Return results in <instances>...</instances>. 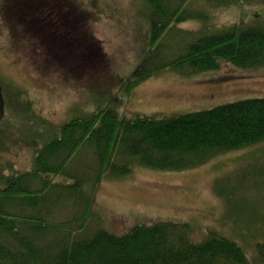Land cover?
Instances as JSON below:
<instances>
[{
    "label": "rangeland",
    "instance_id": "1",
    "mask_svg": "<svg viewBox=\"0 0 264 264\" xmlns=\"http://www.w3.org/2000/svg\"><path fill=\"white\" fill-rule=\"evenodd\" d=\"M15 1L0 0V14H6L7 7L9 24L20 30L19 48L8 33L0 31V82L5 100L0 186L6 177L34 168L36 150L75 117H88L105 107L123 116L165 117L264 97V67L245 70L227 62L218 70L192 74L183 68L164 69L132 87L155 64L177 57L183 43L192 38L187 32L214 33L233 22L248 23L254 14L264 21V3L225 8L206 0H189V16L175 24L181 33L168 32L156 50L158 57L147 61L152 16L147 0H80L88 14L86 22L75 19L70 37L81 42L70 45L45 31H38L33 40L25 39L35 30L13 16ZM91 158L92 154L80 153L65 172L52 178L71 188L75 180L85 179L81 192H76L84 198L90 194L89 177L95 173ZM67 196L59 215L54 214L56 219L76 214L75 196ZM67 209L66 215L63 210ZM160 220L188 223L194 241L216 230L242 245L250 258L257 257L256 240L264 241V141L182 171L135 166L125 176L106 175L94 190L91 229L103 227L122 235L136 224Z\"/></svg>",
    "mask_w": 264,
    "mask_h": 264
},
{
    "label": "trees",
    "instance_id": "2",
    "mask_svg": "<svg viewBox=\"0 0 264 264\" xmlns=\"http://www.w3.org/2000/svg\"><path fill=\"white\" fill-rule=\"evenodd\" d=\"M147 1L152 14L151 47L144 59L152 61L158 57L156 50L168 32L181 33L175 24L189 16V0ZM206 1L225 8L264 3ZM15 2L13 16L23 23L26 10L18 5L27 8L31 4ZM4 9L7 13L0 14V31L8 33L19 48L20 30L9 24L10 14L7 7ZM260 16L254 14L248 23L233 22L214 33L187 32L192 38L188 44L183 43L181 53L155 64L134 80L132 87L168 68H183L184 73L192 74L218 70L225 62L245 70L264 67V21L257 19ZM26 25L35 30L27 33L33 39L39 36L38 31L47 32L50 26L41 21ZM263 141L264 97L165 117L123 116L111 107L88 117H75L64 123L41 150H36L34 168L6 177L0 186V264H264V241L256 240L257 257L252 259L242 245L216 230L208 231L201 241H194L188 223H140L122 235L89 226L94 190L106 175L125 176L135 166L182 171ZM80 153L92 154L95 171L89 177L90 194L84 198L76 192H81L85 179L75 180L76 185L71 188L52 178L65 172ZM63 193L75 196L72 205L76 214L56 219L54 214L59 215L65 200ZM63 211L70 213L69 209Z\"/></svg>",
    "mask_w": 264,
    "mask_h": 264
},
{
    "label": "flooded vegetation",
    "instance_id": "3",
    "mask_svg": "<svg viewBox=\"0 0 264 264\" xmlns=\"http://www.w3.org/2000/svg\"><path fill=\"white\" fill-rule=\"evenodd\" d=\"M17 3L36 5V10H26L25 18L27 23L43 22L50 24L47 34H51L57 39H61L65 45H70L75 42L72 41L73 35L70 37V30L74 26L75 19L86 22L88 9L82 5L80 0H16ZM79 1V2H78ZM28 6V7H31ZM27 7V8H28ZM32 17H31V16ZM35 17V20H34ZM74 17V19H72ZM85 25V24H84ZM25 39L33 40V36L27 34ZM86 41L84 39L83 44Z\"/></svg>",
    "mask_w": 264,
    "mask_h": 264
},
{
    "label": "water",
    "instance_id": "4",
    "mask_svg": "<svg viewBox=\"0 0 264 264\" xmlns=\"http://www.w3.org/2000/svg\"><path fill=\"white\" fill-rule=\"evenodd\" d=\"M4 115H5V100L3 97L2 86L0 82V122L2 121Z\"/></svg>",
    "mask_w": 264,
    "mask_h": 264
}]
</instances>
